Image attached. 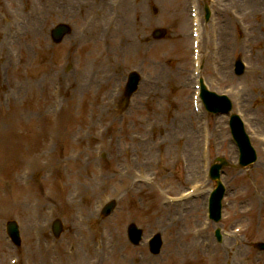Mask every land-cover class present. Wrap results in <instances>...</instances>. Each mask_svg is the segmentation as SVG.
Wrapping results in <instances>:
<instances>
[{"label": "rangeland", "instance_id": "obj_1", "mask_svg": "<svg viewBox=\"0 0 264 264\" xmlns=\"http://www.w3.org/2000/svg\"><path fill=\"white\" fill-rule=\"evenodd\" d=\"M34 1L28 0L27 5H24L21 0L17 4H14L13 0L11 4H8L7 0H0V51L4 49L7 54L5 59L8 60L6 65L5 59L0 58V96L6 94L3 103H0V162L5 160L3 155L10 154V162L2 165L4 168L2 176L10 182L8 192L10 193L11 186L12 196L10 194L4 196L3 191H0V226L2 224L4 227L5 222L12 217H18V214L21 216L30 237V240L25 238L21 251L30 249V241L34 248V241L32 242L29 234L30 224L35 223L36 225L52 217L62 219L67 228L64 234L56 240L61 252L66 250L67 242L73 244L72 231L78 232L81 238L90 235L100 238L99 227L105 221L92 220L98 216V210L89 216L87 207L92 209L96 198L104 197L103 202L110 198H115L118 202L119 210L109 221H106L107 230L110 235L121 237L122 256L123 258L129 257L130 262L139 256L159 260L155 264L175 262L176 257L170 256L172 253H180L189 245L188 236L192 228L206 226L207 229L202 233V239L211 240L215 245L217 243L218 251L223 254L225 260L222 264H244L246 261L249 264L264 263V258L257 252L255 246L264 235V208H260L259 199L260 194L264 193L262 170L229 168L227 171L230 177L225 179L229 181L231 187L233 186L234 194L228 197L225 219L220 224V228L226 233L222 243L217 242L214 235L215 225L209 222L207 216L203 214L205 209L201 215H197L194 205L189 204L191 201H182V204H179L176 209L173 208L172 212L169 209L162 211L158 204V193L164 198H175L179 195L178 193L192 188L197 183L196 180H199L197 173L195 175L197 164L201 163L200 166L206 168L207 164L218 155L222 154L227 158H232L235 154L230 150L226 118L204 116L200 119L201 129L200 122L194 119L191 105L194 83H191L192 87L189 89L186 82L187 76L192 75L190 17L187 1L169 0L166 4L164 0L165 7L159 6L155 26L156 28L165 27L167 35L157 39L154 47L143 45L127 48L117 36L114 37L116 43L107 40L102 52H107L109 59L115 55L119 56L124 67L118 70L112 69L110 75L100 73L98 77L103 82L101 87H90L88 90L86 88L83 91L80 90L81 93L75 92L78 90L76 84L72 85L73 64L77 66L75 69L77 72L74 73L89 76L88 62L96 57L93 55V49L88 48L93 47L92 44L85 42L81 55L76 56L72 53L69 42L64 41L59 44L50 42L48 30L59 19L52 7L41 13V6L32 8L31 4ZM211 2L216 14L212 20L206 22L204 29L210 35L209 38L213 40L218 63L216 66L209 64L212 51L204 43V63H202L204 71L201 72V77L205 78L218 93L231 88L233 91L230 94L231 97H234V93L237 101L241 100L244 109L240 112L243 114L246 125H248L246 120L248 117L253 128L261 129L257 131L259 137H264V125H259V120L264 119V112L259 107L263 100L261 84L258 82L261 81L264 64L259 59L261 41L256 37L259 36L257 28H260V36H262V21L261 17H258V20L255 19L256 15L262 14L264 6L254 10L246 4L245 0H211ZM32 13L41 15L42 17L37 18L41 21V25L46 23L47 27L45 26L44 33L40 36L42 45L37 43L39 40L34 39L29 42L28 46L25 43V46L22 39L16 36L12 38L10 34L26 23L27 17ZM252 13L255 15L252 16ZM65 19L69 20V18ZM69 21L76 28L82 23V21ZM123 28L124 23L121 29ZM121 29L118 30L120 39H128L130 35L127 32H121ZM134 31L136 34H142L139 27ZM9 49H13L14 53L22 56L21 63L19 59L15 60L11 67L9 57H12V53L8 51ZM54 50H57L55 55ZM34 52L41 54L35 58ZM238 55L243 57L248 68L252 63H260L257 65L260 70H256V75L248 74V69L242 77L233 74L232 60ZM26 56H28L27 61ZM25 62L26 66H30L29 68L24 66ZM19 64L20 69L14 70V67ZM96 65L99 66L98 63ZM133 67H142L145 71L151 72L156 80L152 88L155 92L150 97H146V93L138 95L132 110L123 114L119 111L120 98L118 97V100L111 104L109 96L114 86L118 84L115 77L128 72ZM105 70L108 72L107 69ZM58 72L61 74L59 78L67 77L63 84L64 91L60 94V98L64 99V111L59 121L53 122L50 110L54 100V90L58 92L53 83L57 79ZM109 78L110 83L107 82ZM15 82L20 83L22 90V99L17 103H13L11 97L9 101L6 93L11 90ZM22 83H24V88ZM81 94L83 96L78 100L76 97ZM105 95L108 99L107 104L111 106L110 110L104 107L102 97ZM91 105L98 109L93 111ZM77 109H80L81 113ZM118 111L119 116H117ZM90 112L95 113L99 120L109 124V129L103 138L97 136L98 125L94 124L93 129L89 127L91 125L88 120ZM38 122L43 127V133H39V137H37L38 134L36 136L33 133ZM62 124L65 126V132L59 138L57 145L51 147L47 137L50 133H54L58 125L60 127ZM147 124L152 125L147 144L156 147L152 149V152L150 151L153 153L152 156L145 155L149 161L147 177L153 175L156 176V180L147 187H140L143 184L135 185L137 194L127 192L125 186L128 181L121 177L122 169L129 164L134 173L147 162L146 159L136 160L140 152L148 153V151L147 146H139L137 139L133 138L134 133L144 132ZM10 126L17 128H14V132L7 133ZM20 126L26 127L27 134L22 132L16 137ZM87 133L90 134L89 137ZM110 136L117 138L113 145H106L103 160L96 159L94 155L96 143L101 140L107 142ZM36 137L37 140L33 142ZM206 142L210 149L209 152L204 150L203 161L199 163L201 149L204 148ZM255 147L260 159V151L257 146ZM117 151L121 153L120 156L117 155ZM191 151L197 154V163L191 157ZM45 153L50 154L46 156ZM77 155L79 157L75 159ZM15 160L20 164L19 169L16 166L13 169L10 167L14 165ZM26 165L31 168L32 179L28 180V183L15 180L14 174L22 172ZM136 176L133 175V178ZM24 183L28 185L25 186ZM206 186H208L207 182ZM98 188L103 190L99 191L101 196L96 193ZM80 189L83 192L88 189V192H94L95 196L92 199L84 198L79 203L81 204L79 208L70 206L68 201H73V192ZM247 197H253L251 202L248 203ZM10 200L19 207L15 213L10 211ZM247 207H251L252 211L249 214H243ZM53 208L56 210L49 211L47 214L48 210ZM83 212L85 215L79 217L77 213L82 214ZM36 215L39 216L34 217ZM82 219L86 222L80 223L79 220ZM131 222H136L141 226L146 236L154 232L162 233L166 243L160 256L153 257L145 247H134L129 243L126 238V227ZM242 224L247 229L245 233L247 247L243 255L239 256L235 253L233 246L237 248L240 240L238 243L231 240L229 231L236 225ZM181 240H183L182 243ZM4 250L7 252L4 253L3 259L1 258L3 251H0V261L3 260L0 264H8L11 257L15 256L14 253L11 255L6 247ZM45 255L47 260L49 256L46 251ZM164 255L168 259L164 258ZM204 255L188 256L185 264H214L207 261V256ZM160 261L163 263H158ZM85 262L86 257L84 256L83 263ZM47 264H53V262L49 261ZM114 264H118L117 260Z\"/></svg>", "mask_w": 264, "mask_h": 264}, {"label": "bare ground", "instance_id": "obj_2", "mask_svg": "<svg viewBox=\"0 0 264 264\" xmlns=\"http://www.w3.org/2000/svg\"><path fill=\"white\" fill-rule=\"evenodd\" d=\"M245 2H246V4L247 3L251 4V6H254V7L264 5V0H260V1L252 0L251 2L250 1H245ZM102 8H107V7H102ZM71 13H72V11L66 12V14H71ZM74 34L75 33L73 32L69 36V39L72 36H74ZM1 52H2L1 56L6 57V54H4L5 52L3 50H1ZM263 59H264V57H263ZM100 64L103 65V63H100ZM257 65H260V64H257ZM103 66H100L101 68H99V67L97 68V65L93 61V62L88 64V71L90 73H96V72H99V73L103 72L104 73ZM256 69L260 70V68H258V67H256ZM262 74H263V79H264V69H263ZM259 107H260V109H263V111H264V105H261ZM200 110H202V107H200ZM246 120H247L248 126L250 127V135L253 136L254 139L259 140L260 137L257 133V129L253 128L251 121L249 119H246ZM259 125H264V119L259 120ZM61 132H62V130L57 131L56 136H59L61 134ZM142 141L137 142V144H139V146L140 145L144 146V143ZM146 148L149 151V155L152 156L153 153H150V151L152 152L154 150L153 148H156V147L155 146L152 147L150 144H147ZM191 157H193L195 162H196L197 154H195L194 151H191ZM142 159L147 160L148 158L141 152L138 156V161L142 160ZM3 170H4V168L0 165V177L2 176ZM127 179H130V178L127 177ZM90 183L93 184V181L90 180ZM99 191L100 190L96 189V193H98L100 195L101 193ZM82 195H85V197H89L92 199L95 196V193L94 192H88V190H85L81 194V196L78 200L68 201L69 205L75 206L77 208L81 207L80 206L81 204H79V203L83 199ZM94 205H95V203H94ZM168 206L169 207L162 206V207H160V209L162 211L163 210L168 211L167 209H169L172 212V210H173L172 205H168ZM199 210H200V207L197 211H199ZM87 211H88V215H92V210L90 209V207H87ZM178 237H180V235ZM188 238H189V245L186 248L182 249L180 253L178 252V254L172 253V255L170 257H172V258L176 257V260H175V262H170V264H185V260L188 256H192L194 254L199 255L198 253L201 251L202 243H200L198 241V239L193 235L188 236ZM175 240H177V239H175ZM180 242L182 243L183 240H181ZM84 246H85V248H86V246H88V250L90 251V255H91L90 260H89L90 264H114L115 260H117L118 264H131V262H130L131 259L129 257L123 258V256H122V250H123L122 249V241H121L119 236H112L110 239H108V243H105V241H102V239L99 242L94 241V240H89L88 242H85L83 244H79V246L77 243L76 248L73 251L74 257L73 258L68 257V260L71 258L74 264H83L84 257L82 255V253L84 252L83 251ZM3 247H4V245L2 243H0V249H3ZM211 255L213 256L211 258L212 260L221 259V255L219 253H211ZM139 260L142 263H147V261L143 258H139ZM67 264H68V261H67Z\"/></svg>", "mask_w": 264, "mask_h": 264}, {"label": "water", "instance_id": "obj_3", "mask_svg": "<svg viewBox=\"0 0 264 264\" xmlns=\"http://www.w3.org/2000/svg\"><path fill=\"white\" fill-rule=\"evenodd\" d=\"M209 108L211 110H213V111L222 110V109L224 110V109H228V105H224V106H221V107H218V106H209Z\"/></svg>", "mask_w": 264, "mask_h": 264}]
</instances>
